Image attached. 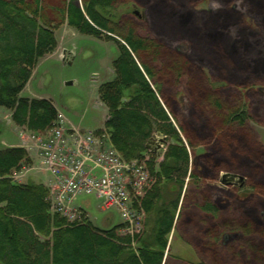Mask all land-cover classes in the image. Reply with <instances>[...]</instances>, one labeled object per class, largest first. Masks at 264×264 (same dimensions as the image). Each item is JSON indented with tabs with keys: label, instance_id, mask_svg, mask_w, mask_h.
Instances as JSON below:
<instances>
[{
	"label": "trees",
	"instance_id": "trees-1",
	"mask_svg": "<svg viewBox=\"0 0 264 264\" xmlns=\"http://www.w3.org/2000/svg\"><path fill=\"white\" fill-rule=\"evenodd\" d=\"M209 3L216 9H197ZM125 6L149 12L144 30L117 15ZM65 25L118 44L115 78L99 89L118 154L143 161L156 134L168 150L147 165L154 181L134 200L144 218L131 236L125 224L95 226L83 209L75 221L53 212L45 185L14 179L33 164L27 151L0 144V264H264V147L249 141V123L264 126V0H0V109L31 134L58 124L50 99L22 94ZM217 113L221 135L211 129ZM248 157L256 166L236 164L250 176L235 189L252 195L212 185ZM174 231L199 263L166 254Z\"/></svg>",
	"mask_w": 264,
	"mask_h": 264
},
{
	"label": "rangeland",
	"instance_id": "rangeland-1",
	"mask_svg": "<svg viewBox=\"0 0 264 264\" xmlns=\"http://www.w3.org/2000/svg\"><path fill=\"white\" fill-rule=\"evenodd\" d=\"M234 7L238 10H243L241 4H236ZM197 9L199 11H211L216 9V6L214 3H209L203 6H198ZM135 11H138L140 16H138ZM148 13L149 12L147 11L146 13L143 8L140 9L138 7L125 6L117 12V15L128 14L141 23L144 21L141 26V29L144 30L145 28L143 26L147 25L146 23L148 22V20L146 21V14ZM249 22L253 23L251 20H249ZM56 38L60 43V47L58 46L59 49L57 48L54 53L46 56L40 61L22 96L30 99H50L74 127L83 130L84 132L104 129L108 109L100 102L99 89L103 84L111 82L115 78L113 62L119 56L118 44L114 40H100L92 36L81 34L69 26H62L58 29L56 32ZM162 47L163 44H161V48ZM65 52L67 53V56L69 55L67 61H64L61 57ZM259 89L260 91H264V88ZM218 98L222 97H216L215 101L218 100ZM221 103L222 105L227 104L225 100ZM209 105L211 107L210 109L216 110L218 108V104H214V106L212 103H209L207 106ZM220 109H223V106L218 108V110ZM10 114L9 111L0 109V120L3 123V131L0 134V144L5 143L8 147L9 145L15 146L22 144L19 135V128L12 121ZM219 116L220 114L217 113L215 116L216 120L214 117L212 118L211 122H214L216 128L213 127L211 129H216L218 135H221L226 128H222L223 123L220 122V119L218 118ZM249 124L252 131L249 132V141L251 143H256V138H258L260 144L264 147V126L252 122ZM227 127H229V125ZM220 149V147H215L212 151ZM199 150L207 151L206 148H201ZM255 160L256 158L252 157L233 159V163L230 161V163L233 164V168L229 174H231L232 177H243L246 181L250 176L249 171L246 172L244 170L241 173H236L235 171L238 169L236 164L240 165L241 162H243L244 165H249V168L250 166L255 168L256 164L253 163ZM158 163H160V160ZM36 173V171H32L29 173V176H33ZM224 175L225 172H223L220 177H223ZM261 176L264 175L261 174ZM36 180L39 181V177L36 176ZM212 185L225 192H233L236 196L242 195L247 198V195H252V192L249 190H244L243 192L238 193V189L223 184L221 178L218 182L213 183ZM88 199L90 200L93 198L83 196L80 197L78 201ZM98 205L97 201L93 200L90 209L91 213L89 215V218L95 226L99 228H108L119 225L125 221L117 211L113 210L105 212L102 211L100 207L98 208ZM79 217L80 215H78L77 218ZM77 218L76 216L69 217V220L75 221ZM217 219L224 224L227 221V216L225 214L218 215ZM127 228H130V230ZM127 228L123 229V232L129 233L130 231L136 233V231L143 229L142 227H137L131 231V227L127 226ZM194 242L196 243V241ZM204 253H207L206 255H208L206 250ZM166 254H169L170 257H176L192 263H199L194 250L180 239L176 231L171 233L169 237Z\"/></svg>",
	"mask_w": 264,
	"mask_h": 264
},
{
	"label": "built area",
	"instance_id": "built-area-1",
	"mask_svg": "<svg viewBox=\"0 0 264 264\" xmlns=\"http://www.w3.org/2000/svg\"><path fill=\"white\" fill-rule=\"evenodd\" d=\"M32 139L38 143L42 167L56 180L52 187L56 212L72 214L79 196H95L105 211L116 210L133 227L139 226L134 225L139 218L132 204L151 182L144 166L124 161L92 133H68L61 126Z\"/></svg>",
	"mask_w": 264,
	"mask_h": 264
},
{
	"label": "crops",
	"instance_id": "crops-1",
	"mask_svg": "<svg viewBox=\"0 0 264 264\" xmlns=\"http://www.w3.org/2000/svg\"><path fill=\"white\" fill-rule=\"evenodd\" d=\"M58 44H59V47H60V43L59 42H58ZM59 47H58V49H59ZM28 85H27V87H28ZM27 87H26V89H27ZM25 90H24V92H25ZM56 108H57V106H56ZM58 112H60L59 109H58ZM81 131H83V130H81ZM19 135H20V139H21V143L22 144L21 145H15V146L14 145H9V147H12V148H14V147H22L30 154V157H31L35 167H34V169H32L29 172L25 173L26 180L27 181H31V182H35L37 184H43V185L51 188V186L54 185V183L56 182L55 181V177L53 175H51L50 173L44 171L43 167H42V169H39V167L41 165V159H40L39 151H38V148H37L38 143L35 140H33L32 138H30L27 135H25L24 133H22L20 130H19ZM2 144L4 146H7L5 143H2ZM32 171H36L37 173L34 174L33 176H29V173L32 172ZM36 176L39 177V181L36 180ZM93 200L94 199L81 200V201H79L77 203V206L79 208H82V209L86 210L88 215H90V213H91L90 209H91V205L93 204ZM97 205H98V203H97Z\"/></svg>",
	"mask_w": 264,
	"mask_h": 264
},
{
	"label": "flooded vegetation",
	"instance_id": "flooded-vegetation-1",
	"mask_svg": "<svg viewBox=\"0 0 264 264\" xmlns=\"http://www.w3.org/2000/svg\"><path fill=\"white\" fill-rule=\"evenodd\" d=\"M225 176H228L226 179V182H227L226 185H228L230 187L242 189L246 184L245 180L243 182H240L238 177H232L231 174H229V173L225 174Z\"/></svg>",
	"mask_w": 264,
	"mask_h": 264
},
{
	"label": "water",
	"instance_id": "water-1",
	"mask_svg": "<svg viewBox=\"0 0 264 264\" xmlns=\"http://www.w3.org/2000/svg\"><path fill=\"white\" fill-rule=\"evenodd\" d=\"M135 13H136L138 16H139V14H140L139 12H135ZM147 148L149 149L150 146L147 145ZM227 177H228V176L223 177V179H222V183H223V184H226V179H227ZM238 179H239L240 182H243V181H244V178H243V177H238Z\"/></svg>",
	"mask_w": 264,
	"mask_h": 264
}]
</instances>
